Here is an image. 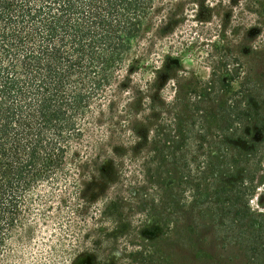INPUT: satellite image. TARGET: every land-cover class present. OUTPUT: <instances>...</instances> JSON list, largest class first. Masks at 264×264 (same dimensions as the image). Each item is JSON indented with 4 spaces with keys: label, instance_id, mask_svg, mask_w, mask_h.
<instances>
[{
    "label": "trees",
    "instance_id": "1",
    "mask_svg": "<svg viewBox=\"0 0 264 264\" xmlns=\"http://www.w3.org/2000/svg\"><path fill=\"white\" fill-rule=\"evenodd\" d=\"M263 43L264 0H0V264H264Z\"/></svg>",
    "mask_w": 264,
    "mask_h": 264
},
{
    "label": "rangeland",
    "instance_id": "2",
    "mask_svg": "<svg viewBox=\"0 0 264 264\" xmlns=\"http://www.w3.org/2000/svg\"><path fill=\"white\" fill-rule=\"evenodd\" d=\"M245 64V73L255 80H258L262 84H264V43L259 50V52L255 54H250L244 59ZM182 66L188 71H196L199 75H206L207 71L199 69L197 66V60L192 58L191 56H186L182 61ZM252 207L254 209H264V187L260 186L256 191L252 203ZM162 250L165 251L164 247ZM216 255L218 254V260L216 264H243L240 261V253L236 249L226 250V251H214ZM179 253V252H178ZM177 253V254H178ZM87 256H83L81 260L76 263L80 264ZM179 259V258H178ZM178 264H182L178 262Z\"/></svg>",
    "mask_w": 264,
    "mask_h": 264
},
{
    "label": "water",
    "instance_id": "3",
    "mask_svg": "<svg viewBox=\"0 0 264 264\" xmlns=\"http://www.w3.org/2000/svg\"><path fill=\"white\" fill-rule=\"evenodd\" d=\"M80 264H91L90 259L88 257H86L83 261H81Z\"/></svg>",
    "mask_w": 264,
    "mask_h": 264
}]
</instances>
